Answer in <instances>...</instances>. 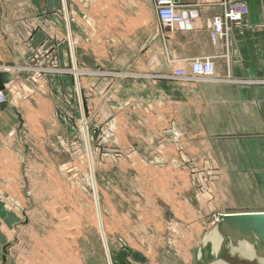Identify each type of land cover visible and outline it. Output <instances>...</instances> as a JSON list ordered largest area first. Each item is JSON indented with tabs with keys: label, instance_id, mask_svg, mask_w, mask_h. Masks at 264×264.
<instances>
[{
	"label": "rangeland",
	"instance_id": "374dc122",
	"mask_svg": "<svg viewBox=\"0 0 264 264\" xmlns=\"http://www.w3.org/2000/svg\"><path fill=\"white\" fill-rule=\"evenodd\" d=\"M210 1L182 0L199 11L186 30L160 25L153 7L137 5L136 25L129 29H141V11V24L155 19L164 32L191 31L203 10L213 9ZM211 18L205 19L209 35ZM36 29L30 28L24 42L25 61L0 64V93L6 98L0 105L9 99L17 107L0 141V237L11 239L12 264H109L89 181L80 94L113 264H211V229L231 212L259 208L261 187L228 185L222 167L229 156L209 152L211 141L160 120L159 101L145 99L142 87L131 83L126 59L110 58L118 46L120 53L128 48L110 39L109 26L103 27L105 40L100 34L88 43L92 55L82 66L89 76L81 80V92L69 53L63 58L52 45L33 44ZM97 48L104 61L100 56L97 62ZM175 71L169 80L176 81L170 79ZM225 145L221 140L215 148Z\"/></svg>",
	"mask_w": 264,
	"mask_h": 264
},
{
	"label": "crops",
	"instance_id": "0c3cea01",
	"mask_svg": "<svg viewBox=\"0 0 264 264\" xmlns=\"http://www.w3.org/2000/svg\"><path fill=\"white\" fill-rule=\"evenodd\" d=\"M238 1L249 7L248 26L235 28L228 48L217 49L206 29L205 19L221 13L220 9H204L202 19L191 31L170 33L158 27L155 19V24L151 21L141 24V11L138 12L141 29H129L131 23L136 25V6L148 7L151 11L152 0H0V64L25 61L29 54L24 42L28 40L30 28L36 29L38 25L32 43L52 45L63 58L69 53L78 75L76 88L80 84L82 91L81 80L87 82L83 78L89 76L82 66L92 55L88 43L91 39L98 41L100 34L105 40L103 27L109 26L110 39L127 42L128 48L127 52L120 53L118 46L112 50L110 58L126 59L124 70L131 72V83L142 87L145 99L159 101L160 120L171 123L169 127L174 123V130L186 136L211 141L209 152L229 156V161H224L222 167L228 185L261 187L259 208L227 215L264 213V0ZM191 26L190 22L186 24V27ZM73 39L76 63L71 54ZM99 52L97 48L94 53L97 62L102 56ZM209 56H217L216 71L223 81L185 84L167 78L184 60ZM101 58L104 61V56ZM75 67L80 69L79 73ZM14 106L10 100L0 105V141L9 132L6 130L8 122L14 123V115H17ZM221 140L229 148L225 145L223 150L216 149ZM237 142L240 143L238 147ZM219 226L210 233L211 264H264V240L258 236L234 240L229 236L230 231L223 234ZM15 228L18 231V227ZM7 244H11V239L3 234L0 237V264L2 249ZM204 248L199 249V257ZM6 264H12L9 250Z\"/></svg>",
	"mask_w": 264,
	"mask_h": 264
},
{
	"label": "built area",
	"instance_id": "2783aa9c",
	"mask_svg": "<svg viewBox=\"0 0 264 264\" xmlns=\"http://www.w3.org/2000/svg\"><path fill=\"white\" fill-rule=\"evenodd\" d=\"M213 9H221L222 13L215 14L209 22L211 40L217 49L228 48L229 39L235 28L248 26L249 7L245 2L232 0H211ZM152 7L157 22L162 25H171L174 28L186 30V24L199 17L197 9L184 4L182 0H152ZM218 56V55H217ZM214 57H201L185 62L178 68L170 79L176 81H223L217 75ZM5 95L0 93V103L5 101Z\"/></svg>",
	"mask_w": 264,
	"mask_h": 264
},
{
	"label": "water",
	"instance_id": "95a60500",
	"mask_svg": "<svg viewBox=\"0 0 264 264\" xmlns=\"http://www.w3.org/2000/svg\"><path fill=\"white\" fill-rule=\"evenodd\" d=\"M76 66V65H75ZM81 102H82V106L83 109L85 110V117L87 116L86 112V107L85 104L82 100V96L81 94L79 95ZM9 101V99H8ZM84 132H85V136H86V143H87V149H88V154L89 157H91V150H90V143H89V131H88V127L86 124V121H84ZM91 163V172H93V163L92 161H90ZM95 180V178H94ZM94 193H95V198L97 199V206H98V210H99V198H98V194L97 191L94 189ZM100 210H99V216H100ZM225 220L220 224L219 228L220 231L223 234H227L230 231V238L234 239V240H238L240 237H250V238H254L255 236L260 237V239L264 240V213H240V214H231V215H226ZM27 224V220L25 222L22 223ZM227 232V233H226ZM103 233V227L101 225V235ZM102 239L104 242V246L106 248L107 251V255H108V259H109V264H113L112 259H111V255L109 252V247H108V243L105 239L104 234L102 235ZM224 239V243L226 241V237L225 235L223 236ZM11 244H7L3 247L2 249V257H1V264H6L7 263V258H8V250L10 248Z\"/></svg>",
	"mask_w": 264,
	"mask_h": 264
},
{
	"label": "bare ground",
	"instance_id": "6f19581e",
	"mask_svg": "<svg viewBox=\"0 0 264 264\" xmlns=\"http://www.w3.org/2000/svg\"><path fill=\"white\" fill-rule=\"evenodd\" d=\"M71 36H70V40H71ZM71 45L73 46V44H74V40H72L71 42ZM74 54V53H73ZM77 90L79 91V92H81L80 90V85L78 86V88H77ZM83 113H84V111H83ZM83 123H84V121H87V118H85V115H84V117H83ZM82 123V122H81ZM85 134V133H84ZM89 142H90V140H89ZM87 148V147H86ZM90 150H91V145H90ZM92 152V151H91ZM87 154H88V149H87ZM88 156H89V154H88ZM89 159H90V161H92L93 162V172H91L90 173V175H89V181H90V183H91V185H92V188H94L96 191H97V194H98V185H97V183H96V180H94V178H96L95 177V165H94V159H93V155L91 154V157H88ZM91 163V162H90ZM91 171V170H90ZM98 197H99V195H98ZM95 205H96V209H97V212H98V221H99V224H100V230H101V225H102V227H103V233H104V235H105V239L107 240V235H106V231H105V228H104V223H103V217H102V214H100V216H99V210H98V206H97V199L95 198ZM99 209H100V203H99ZM100 211H101V209H100Z\"/></svg>",
	"mask_w": 264,
	"mask_h": 264
}]
</instances>
